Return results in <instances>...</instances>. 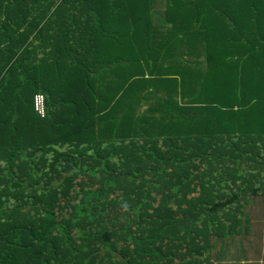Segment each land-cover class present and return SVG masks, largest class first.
Returning a JSON list of instances; mask_svg holds the SVG:
<instances>
[{"label":"trees","instance_id":"1","mask_svg":"<svg viewBox=\"0 0 264 264\" xmlns=\"http://www.w3.org/2000/svg\"><path fill=\"white\" fill-rule=\"evenodd\" d=\"M163 2L0 0V264H217L247 234L264 0Z\"/></svg>","mask_w":264,"mask_h":264},{"label":"rangeland","instance_id":"2","mask_svg":"<svg viewBox=\"0 0 264 264\" xmlns=\"http://www.w3.org/2000/svg\"><path fill=\"white\" fill-rule=\"evenodd\" d=\"M164 0H152V10L158 16H163ZM249 228L247 234L234 235L232 242L224 246L220 258L215 253L218 247L211 251V260L217 264H264V198L256 200L250 210Z\"/></svg>","mask_w":264,"mask_h":264},{"label":"built area","instance_id":"3","mask_svg":"<svg viewBox=\"0 0 264 264\" xmlns=\"http://www.w3.org/2000/svg\"><path fill=\"white\" fill-rule=\"evenodd\" d=\"M34 110L40 115H44V98L42 94H37L34 96Z\"/></svg>","mask_w":264,"mask_h":264},{"label":"crops","instance_id":"4","mask_svg":"<svg viewBox=\"0 0 264 264\" xmlns=\"http://www.w3.org/2000/svg\"><path fill=\"white\" fill-rule=\"evenodd\" d=\"M83 10H82V12H83ZM72 11L75 12V13H79L80 12V11H78L77 8H74V7H72ZM85 17H86V15H78V17L76 19H74V21H73L74 24L75 25H84V21H89V24H90V20L92 21V19L85 20Z\"/></svg>","mask_w":264,"mask_h":264}]
</instances>
